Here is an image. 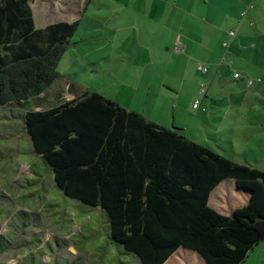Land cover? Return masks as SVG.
Here are the masks:
<instances>
[{"label": "trees", "instance_id": "obj_1", "mask_svg": "<svg viewBox=\"0 0 264 264\" xmlns=\"http://www.w3.org/2000/svg\"><path fill=\"white\" fill-rule=\"evenodd\" d=\"M36 0H0V108L46 94L79 21L36 29ZM23 128L67 198L100 209L110 239L139 264H243L264 240V172L198 145L95 92L29 110ZM247 194L223 215L211 194Z\"/></svg>", "mask_w": 264, "mask_h": 264}, {"label": "crops", "instance_id": "obj_2", "mask_svg": "<svg viewBox=\"0 0 264 264\" xmlns=\"http://www.w3.org/2000/svg\"><path fill=\"white\" fill-rule=\"evenodd\" d=\"M63 2L55 0L51 16L76 19L75 10L81 17L92 9V17L102 19L85 40L87 57L100 51L104 63L128 65L119 74L109 71L120 84L114 97L95 93L210 150L212 144L238 153L242 143L250 152L252 140H264V0H102L100 6H91L94 0ZM233 30L236 36L221 63L222 44ZM177 43L182 53L173 51ZM199 64L207 66L206 74L197 71ZM233 73L241 79L234 80ZM247 80L254 85L248 87ZM58 85L64 92L54 97L52 107L84 93H72L68 83ZM201 85L207 87L206 95L194 110Z\"/></svg>", "mask_w": 264, "mask_h": 264}, {"label": "rangeland", "instance_id": "obj_3", "mask_svg": "<svg viewBox=\"0 0 264 264\" xmlns=\"http://www.w3.org/2000/svg\"><path fill=\"white\" fill-rule=\"evenodd\" d=\"M54 2L39 0L32 4L37 29L58 21H80L57 65L60 82L42 98L0 108V264H139L110 239L106 217L100 209L85 206L60 192L48 164L33 152L23 128L25 112L48 109L53 106L54 97L62 95L65 87L58 84L72 85L71 92L76 94L90 91L114 97L120 84L109 71L119 74V69L128 66L104 63L100 51L87 57L90 46L85 40L93 25L102 19L93 18L92 9L80 14L81 17L75 10L76 19L74 16L65 19L64 14H56L55 18L51 16ZM101 3L102 0H94L91 6ZM240 145L238 153L229 146L223 147L224 151L212 144L210 148L264 172V140H252L248 146L250 152H245L244 144ZM246 199L247 194L237 191L234 182L228 180L211 194L209 206L228 215ZM174 258L183 264L178 256ZM243 264H264V240L249 251Z\"/></svg>", "mask_w": 264, "mask_h": 264}, {"label": "built area", "instance_id": "obj_4", "mask_svg": "<svg viewBox=\"0 0 264 264\" xmlns=\"http://www.w3.org/2000/svg\"><path fill=\"white\" fill-rule=\"evenodd\" d=\"M227 40L222 44V48L225 50V55L223 56L222 60H221V63L222 62H225V59H226V56H227V51L229 49V46H230V42L235 38L236 36V31H229L227 32ZM173 51L175 53H182V48L180 47V44L177 43L175 45V47L173 48ZM197 71L201 74H206L207 71H208V68L207 66L203 65V64H199L197 66ZM233 79L234 80H240L241 79V75L239 73H233ZM255 83V81L253 80H247V86L248 87H251L253 86ZM206 91H207V87L205 85H201L200 88H199V91L197 93V99L193 102V109L196 110L199 108L200 106V102L201 100L205 97L206 95Z\"/></svg>", "mask_w": 264, "mask_h": 264}]
</instances>
